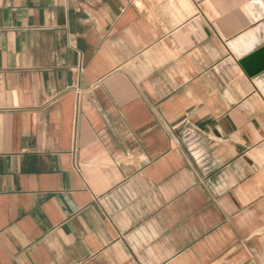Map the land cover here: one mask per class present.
Masks as SVG:
<instances>
[{
	"label": "crops",
	"instance_id": "0c3cea01",
	"mask_svg": "<svg viewBox=\"0 0 264 264\" xmlns=\"http://www.w3.org/2000/svg\"><path fill=\"white\" fill-rule=\"evenodd\" d=\"M0 264H264V0H0Z\"/></svg>",
	"mask_w": 264,
	"mask_h": 264
}]
</instances>
